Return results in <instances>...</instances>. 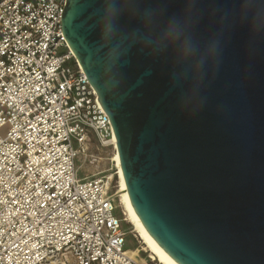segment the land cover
I'll return each mask as SVG.
<instances>
[{"label": "water", "instance_id": "95a60500", "mask_svg": "<svg viewBox=\"0 0 264 264\" xmlns=\"http://www.w3.org/2000/svg\"><path fill=\"white\" fill-rule=\"evenodd\" d=\"M104 0H66L65 38L109 116L134 214L176 264H264V0H139L163 10L145 27L122 0L121 28L158 31L191 21L202 50L218 45L203 79L173 86L175 53L136 45L119 89L91 62ZM94 80H98L94 84Z\"/></svg>", "mask_w": 264, "mask_h": 264}, {"label": "built area", "instance_id": "2783aa9c", "mask_svg": "<svg viewBox=\"0 0 264 264\" xmlns=\"http://www.w3.org/2000/svg\"><path fill=\"white\" fill-rule=\"evenodd\" d=\"M65 3L0 0V264H160L126 251L111 177L77 176L114 133L63 33Z\"/></svg>", "mask_w": 264, "mask_h": 264}, {"label": "clouds", "instance_id": "9594fccd", "mask_svg": "<svg viewBox=\"0 0 264 264\" xmlns=\"http://www.w3.org/2000/svg\"><path fill=\"white\" fill-rule=\"evenodd\" d=\"M131 4L129 10L133 15L139 16L145 27L159 25L158 17L164 14L163 10L157 12L151 8L141 9L139 0H131ZM124 11L122 0H104V7L98 13L102 17L98 38L104 43L88 49L90 62L95 51L96 63L107 66L100 85L107 91L120 88L124 77L123 69L136 45L148 49L149 55L160 56L168 53L170 49L174 51L176 66L171 73V80L177 88H182L184 82L190 79H203L208 60L216 59L219 54L218 45L214 42L202 50L192 32L190 20L172 15L163 22L158 31H145L140 27L126 31L119 23ZM93 82L96 84L98 80Z\"/></svg>", "mask_w": 264, "mask_h": 264}, {"label": "rangeland", "instance_id": "374dc122", "mask_svg": "<svg viewBox=\"0 0 264 264\" xmlns=\"http://www.w3.org/2000/svg\"><path fill=\"white\" fill-rule=\"evenodd\" d=\"M8 130V126L0 129V134L5 135ZM90 152L93 157L84 158L83 156H78L76 159L77 176L81 180H86L93 177L96 173L99 176L111 177L112 188L109 189V193H117L119 198L118 205L116 206L115 213L122 217L121 208L119 206L121 200V194L118 192L119 184L118 177L116 174V166L112 159L114 154V149L112 146L108 147H98L96 142L91 143ZM122 230L126 235L125 249L128 253L136 251V259L139 261L146 260L147 256L150 255L144 249V244L138 239L136 234L132 231L133 226L129 221H126L122 225ZM139 249V250H138Z\"/></svg>", "mask_w": 264, "mask_h": 264}, {"label": "bare ground", "instance_id": "6f19581e", "mask_svg": "<svg viewBox=\"0 0 264 264\" xmlns=\"http://www.w3.org/2000/svg\"><path fill=\"white\" fill-rule=\"evenodd\" d=\"M113 143V161L116 166V174L118 177V184H119V190L118 192L121 194V200H120V208L124 212V215L126 217V221H129L133 226V232L136 234L138 239L144 244V249L150 253V256H152L156 261H158L160 264H176L172 259H170L150 238V236L146 233V231L143 229L139 221L137 220L134 211L131 206V202L129 200L125 181L122 175L121 167H120V161H119V154L117 151V141L115 138V135L112 139ZM96 173L95 175H97ZM118 196V195H117ZM119 199V198H118ZM137 252L132 251L129 253L131 257H136Z\"/></svg>", "mask_w": 264, "mask_h": 264}]
</instances>
